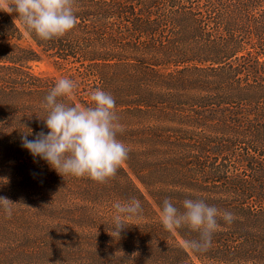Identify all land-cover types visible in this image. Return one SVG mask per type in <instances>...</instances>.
<instances>
[{"label": "trees", "instance_id": "obj_1", "mask_svg": "<svg viewBox=\"0 0 264 264\" xmlns=\"http://www.w3.org/2000/svg\"><path fill=\"white\" fill-rule=\"evenodd\" d=\"M75 14L42 41L0 11V197L17 203L10 218L0 208V264L42 253L25 252L36 237L13 223L18 209L34 229L75 227L81 264H264V0H76ZM43 55L76 82L66 103L115 98L129 155L106 183L62 177L22 147L48 132L41 105L58 79L29 67ZM133 197L142 215L112 237L113 204ZM186 198L235 216L207 251L160 222L164 199Z\"/></svg>", "mask_w": 264, "mask_h": 264}, {"label": "clouds", "instance_id": "obj_2", "mask_svg": "<svg viewBox=\"0 0 264 264\" xmlns=\"http://www.w3.org/2000/svg\"><path fill=\"white\" fill-rule=\"evenodd\" d=\"M76 0H0V11L15 13L25 28L42 41L61 38L77 25ZM76 82L62 77L44 97L42 108L46 116L41 119L48 129L37 133L33 140L22 136V147L32 156L46 161L62 177H87L97 183L114 178L128 159L129 149L118 139L124 131L116 112L114 96L102 89L90 93V106L70 105L64 98L74 94ZM17 204L0 197V208L10 218ZM112 237L128 225L127 222L142 215L141 202L131 198L113 204ZM160 222L165 230L176 231L187 227L198 238L186 241L193 252L207 251L212 237L220 227V220L232 224L233 213L221 212L203 199L186 198L181 207L164 199L160 207Z\"/></svg>", "mask_w": 264, "mask_h": 264}, {"label": "rangeland", "instance_id": "obj_3", "mask_svg": "<svg viewBox=\"0 0 264 264\" xmlns=\"http://www.w3.org/2000/svg\"><path fill=\"white\" fill-rule=\"evenodd\" d=\"M22 43L26 46L32 45V42L28 38H25ZM29 67L36 75L45 77L51 76L56 77L57 79L62 77L69 78L64 70L60 69L51 59L44 55L38 61L31 62ZM21 213L30 216L29 213L22 211V209H18L13 213V223L24 224L31 231L30 233L33 236V240L34 237H36V243L34 245L30 246V240H27L26 244L30 247H26L25 252L36 251L35 248L39 247L41 250H38L42 253L34 256L33 259L31 258V255H26L23 256V260L17 258L8 260L10 264H48L52 259L55 264H81L89 261V259L83 260L86 257L84 254L85 250L89 248L83 246V242L78 239V236L76 235L77 229L75 227H66V230L56 229L50 222H48L47 230L38 227L34 229L35 226L31 221ZM16 250L18 249L16 248ZM196 262L197 264H201L197 260ZM9 263L4 262L3 264Z\"/></svg>", "mask_w": 264, "mask_h": 264}]
</instances>
